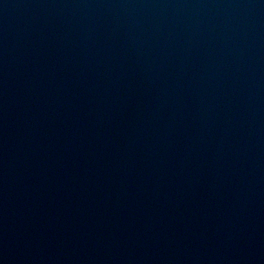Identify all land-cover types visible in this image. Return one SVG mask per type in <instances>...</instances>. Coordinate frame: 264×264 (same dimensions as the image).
<instances>
[{
    "label": "water",
    "instance_id": "water-1",
    "mask_svg": "<svg viewBox=\"0 0 264 264\" xmlns=\"http://www.w3.org/2000/svg\"><path fill=\"white\" fill-rule=\"evenodd\" d=\"M0 264H264V0H0Z\"/></svg>",
    "mask_w": 264,
    "mask_h": 264
}]
</instances>
